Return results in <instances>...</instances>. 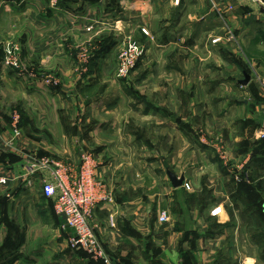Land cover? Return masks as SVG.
Instances as JSON below:
<instances>
[{"label": "crops", "instance_id": "0c3cea01", "mask_svg": "<svg viewBox=\"0 0 264 264\" xmlns=\"http://www.w3.org/2000/svg\"><path fill=\"white\" fill-rule=\"evenodd\" d=\"M260 1L264 2L179 0L175 4L174 0H115L110 2L112 4L109 7L110 3L105 0H86L74 5L82 13L80 17H75L76 22L72 24L70 9L56 12L40 0H0V168L11 175L18 174L27 159L37 158L35 154L39 150L49 151L51 144L47 137L50 136L40 132V129L46 128L49 131L50 124L57 121L58 106L71 104L72 98L62 89V92H57L53 86L44 84L46 82L40 77H34L41 70L58 71L63 77H68V69L58 63L59 50L64 49L62 40L58 41L60 49L56 47V36L61 31L83 32L86 17L93 19L96 16V19L112 27L121 26L124 31H134L135 34L136 28L143 24L148 31V36H144L147 52L151 48L157 49L161 52L162 60L156 68L145 67L143 79L134 85L135 90L142 94V100L136 104V109L142 112L135 115V119L143 124L144 129L152 120L165 125L175 120L178 147L184 150L183 155L189 157L185 159V168L182 169L180 164L175 163L173 167L167 161L164 167L144 156L146 147L142 143L150 142L136 139L128 128L125 132L123 122L126 115H120L118 111L124 106L131 114H136L133 113L135 103H131V98L124 95L118 82L107 79L91 84L84 83V79L77 88V83L73 85L66 82V88L76 89L74 94L78 99L84 97L89 105L88 113L81 120L83 126L80 127V136L74 137V151L78 147L77 140L85 146H88V139L94 140L95 145L99 144L95 154L92 153L97 161L96 174L114 197V202L94 210L91 223L97 236L120 255L127 251L123 246L130 245L134 255H137V248L143 247L147 251L150 244L146 247L145 237L137 239L133 234L153 235L156 241L149 248L160 250L162 255H166L168 259L161 255L166 263L180 264L177 253L184 233L196 240L197 264H208L216 250L224 247L230 251L233 262H237L236 258L239 257V264H264L258 251L252 255L241 252L242 242L236 243V240L244 234V227L235 222L242 214V194L237 192V185L243 182V177L249 171L264 169V150L253 148V145L261 143L256 137L258 131L264 129V96L259 92L261 88L256 81V78H264V66L260 69L251 62L258 59L264 63V9ZM100 10H106L107 13L100 15ZM156 15L160 18L159 22L151 20ZM222 18H225L224 22L228 25L225 28ZM15 42L20 43L21 57L25 56L32 64L31 68L24 67L25 74L13 64L6 63L8 52L4 49ZM63 54L65 61L66 55ZM111 56L112 51L98 57L97 73H105L104 69L100 70V66ZM171 57L176 63L174 67L173 62L169 61ZM214 66L223 68L228 78L220 77ZM244 72L250 76L246 85L239 83ZM157 73L159 79L154 77ZM207 86L209 93L219 88L227 90V96L216 103V106L226 103L223 110L218 109L221 110L219 113L211 114V104L198 97L199 91ZM93 88L96 89L93 96L86 97L85 94ZM171 90L176 91V99L171 98ZM185 90L191 91L190 98H187L189 94H183ZM158 93L162 95L159 100L155 96ZM186 106H190V111ZM90 107L99 115L91 117ZM14 112L19 114L18 134H15L12 124ZM188 117L192 121L203 122L200 131L206 139L204 143L200 144L196 131L190 129L192 126L187 123ZM91 118L97 124L88 128ZM82 152L88 151L81 150L80 155ZM143 152L141 160L134 159L135 154ZM79 164L80 159L76 164L66 162L64 165L77 170ZM163 167L165 178H156L157 175L155 177L150 173L152 169L160 171ZM168 171L183 178L179 187L172 186ZM48 175V170H45L32 176L31 184L15 179L6 187H0V215L11 218L17 228L16 239H12L17 241L18 236L24 233L26 236V243L19 244L13 255L15 260L10 261L14 264H57L56 259L60 260L63 255L53 257L52 254V258H43L55 250V238L33 242L45 236L49 224L54 229L57 221L60 223L51 199L42 194L41 179ZM184 182L189 184V189L184 188ZM180 194L187 196L186 200L194 199L195 203L188 213L184 212L191 219L190 226L175 231L171 227V213L175 211L167 210L165 202ZM199 196L204 197L201 206L197 201ZM46 204H50L51 208L46 209ZM188 204L185 201L180 207ZM163 210L168 214V221L164 224L158 221V215ZM110 214L115 216L114 227L108 223ZM210 217L220 219L218 229L206 226L205 219ZM177 218L180 219V215ZM8 223H0V242ZM68 233V230L63 231L62 237H59L62 240L59 246L66 245L65 234ZM163 235L167 236V240L159 241L158 238ZM181 248H186L183 243ZM233 251H237L236 257ZM173 254L176 256L173 257ZM144 255L151 257L147 252ZM131 257L138 264L139 256L134 257L131 253Z\"/></svg>", "mask_w": 264, "mask_h": 264}, {"label": "rangeland", "instance_id": "374dc122", "mask_svg": "<svg viewBox=\"0 0 264 264\" xmlns=\"http://www.w3.org/2000/svg\"><path fill=\"white\" fill-rule=\"evenodd\" d=\"M11 2V1H22V0H1V2ZM24 2L26 0H23ZM41 2L45 3L47 8L54 9L56 12H59L63 10L64 8L70 9L71 14L73 15V22L72 24H75L76 18L80 17L82 11L75 7L77 3L84 2L86 0H40ZM92 1V0H91ZM107 3H110L113 0H105ZM175 3V2H174ZM111 4H109V7H111ZM104 5V4H103ZM108 5V4H107ZM94 8V7H93ZM116 10V8H114ZM102 13H107L106 10H100V15ZM80 15V16H79ZM156 18H152L151 20L153 22H159L160 18L156 15ZM84 18V16H82ZM100 18V17H99ZM87 19V20H86ZM101 19V18H100ZM102 20V19H101ZM87 23L83 26V32L82 31H72L70 30V33L61 31L59 35L56 36V47L60 49L58 41L62 40V47L65 50L60 49L59 50V57H58V63H62L65 68L68 69V77H63L61 73L58 71L54 72H48V71H40L41 74H34V77H40L42 81H45L49 79L51 81V84H46L53 86L57 92H62L68 94L71 98V104L69 106H65L67 103H65L64 106L59 105L57 108L56 116L57 121L55 123L50 124V127L48 128L49 131L44 128L43 130L40 129V132L48 133L50 137H47V140H49L51 146H49V151L46 152H37L35 156H37V159H54L55 161H58L60 163L66 164V162H74L77 163L78 159H80V151H88L95 154V151L98 150V145H95V141L92 139H88L87 143L88 146L83 145L82 142L78 143V147L76 151H74L73 144L74 137L79 138L81 128L83 126V121H81L83 118H85V113H88L87 110V101L85 102V98L82 97L81 99H78L79 97L74 94L76 93V89L69 90L66 88V82L77 83L76 88L79 86L78 84L82 83V81L85 79L84 83H91L95 84L99 81H107L111 80L118 82L117 85L121 88L122 92H124V95H127V97L131 98V103H135V110L131 114V112L127 108L120 107L119 113L120 115H126L125 121V132L127 131V128L129 131L133 132V136L141 141H147L149 143H142L143 147L145 146L146 149L144 150L146 154L143 153H137L134 155V159L139 161L142 159L143 154L144 156L149 159L151 162L162 164V166L165 167V162L168 161L169 165L171 164L173 167H175V163L180 164L182 169L185 168L184 161L189 155H183L182 152L184 150H180V147H178V142L176 139V121L171 120L168 121V124H157L154 120H152V123L147 125V128L144 129L143 124L141 122H138L135 118V115H140L142 110L136 109V104H139V102L142 100V94L139 90H135L134 86L137 84V81L140 79H143L144 69L145 67H152L156 68L161 63V52H159L157 49H150L149 53L147 52L146 48V41L145 37L148 36L142 32V28H145L143 24H140L136 28L137 34L134 33V31L126 32L123 30V27L121 26H111L106 24L105 21H100L96 19V16L93 17V19L86 17L85 22ZM81 27V26H80ZM79 27V29H81ZM76 28V30H79ZM146 29V28H145ZM145 36V37H144ZM136 42V47L134 48V52H132V55L130 57L123 56L122 59H126V63L129 61V67L128 66H120L119 63V54L121 51L127 47V45L131 42ZM109 45L108 50L104 52H111L112 56L109 60H107L104 65L100 66V70L102 71L104 69L105 73H97L96 67L97 63L96 60L99 56H101L103 47H106ZM148 45V44H147ZM8 53V57L10 60H13V65L18 67L19 70H21L24 74L26 73V69L24 67H32V64L29 62L25 56L21 57L22 49L20 46V43H13L12 45H8L5 47V49ZM10 50H13L12 54L10 53ZM157 50V51H155ZM66 55V59L64 61V54ZM151 53V55H150ZM156 53V54H155ZM151 57V58H150ZM150 58V59H149ZM149 59V61L144 64V61ZM251 60L255 66L258 68H262L261 66H264V63L262 61ZM261 60V59H260ZM169 61L173 62L172 66L174 67L176 63H174V58H169ZM264 61V60H263ZM122 62V60H121ZM59 65V64H57ZM127 68L126 73L123 72L124 68ZM217 68V72L220 74V77L228 78V75L225 74L226 72L221 67H215ZM58 69V68H56ZM91 72V75H90ZM136 74H133V73ZM106 75V76H105ZM66 76V75H65ZM88 77V79H87ZM92 77V78H91ZM154 77H157L159 79V73L155 74ZM69 78V79H67ZM104 79V80H101ZM207 81V80H205ZM256 81L261 88L259 91L261 95L264 96V78L259 77L256 78ZM109 82V81H108ZM142 83V81H139ZM74 85V84H73ZM207 86L204 89H201L199 91L198 97H201V99H205L208 103L211 104L212 108L210 109L211 114L213 113H219L221 110L224 109L223 105H226L225 102L222 103L221 106H216V103L219 99L224 98L227 96V90L224 88H219L215 91H207ZM97 92H100V89H97ZM96 89L93 88L90 92L86 93V97H92L93 93H95ZM172 93L171 98L176 97V91L171 90ZM182 93V91H181ZM183 94H189L187 98L191 97V91L185 90L183 91ZM156 99L159 100L162 98V95L159 93L155 95ZM171 96V95H170ZM78 101H77V100ZM94 99V97L92 98ZM176 99V98H175ZM65 102V100H64ZM58 103V100H57ZM59 104V103H58ZM57 104V105H58ZM132 105V104H131ZM59 107H64V109H59ZM172 108H175V106H172ZM189 107L190 111V106ZM184 109V113L186 114L187 109ZM221 109V110H218ZM154 110V109H153ZM156 112V111H155ZM130 113V114H128ZM89 114H91V117L94 118L95 115H99L98 112L93 108H89ZM130 115V116H128ZM131 115H134L131 117ZM208 115V114H207ZM205 115V116H207ZM204 116V118H205ZM93 118H91L90 122H88V128H91L95 124H97L95 121H93ZM61 119V120H60ZM106 119V117H105ZM187 123L191 125L194 131L197 133L196 139H198L199 143H204L206 141L205 137H202V132L200 129H203V122L202 121H195L190 120V117L187 118ZM24 125L26 126V122H24ZM81 127V128H80ZM41 139V137H40ZM42 140H45L42 138ZM150 140V141H149ZM145 141V142H146ZM150 145V146H149ZM184 145V144H183ZM254 149H257L260 151L261 149L264 150V142L260 144L253 145ZM160 152H162L160 154ZM180 152V154H179ZM187 161V160H186ZM228 164V162H227ZM225 164V165H227ZM160 168L159 170L152 169L150 173L155 176L156 178L162 177L165 178V169ZM220 167H224L220 165ZM180 171V170H179ZM160 174V175H159ZM237 192H241L242 194V214L240 217L235 219L236 223H241V226L244 227L243 231L244 234H241V237L236 240V243L242 242V248L241 252L246 253L248 255L255 254L257 251L260 254L261 258L264 259V169L262 170H256L253 169L251 172L249 171L245 177H243V182L237 185ZM112 194V193H111ZM113 197V194H112ZM187 196H184V194H180L179 196H172L165 202V208L169 211H175L176 214L174 217V213H171L173 216V219L171 220V227H173L176 230L182 231V228L189 227L191 224V219L187 215H184L185 213H188L189 209L191 208L193 202L195 203V200H186ZM204 197L199 196L198 197V204L199 206L202 205ZM194 200V201H193ZM187 201L189 204L186 206L180 207V204L183 205ZM114 202V197H113ZM154 202L152 203V205ZM233 204V203H232ZM47 208H51L50 204H46ZM151 205V207H152ZM150 207V208H151ZM44 208V209H45ZM152 210V209H151ZM154 210V209H153ZM152 210V211H153ZM151 211V216L153 217V212ZM167 212V211H166ZM185 212V213H184ZM160 214V213H159ZM180 215V219L177 218V216ZM159 217V215H158ZM11 218L4 217L3 215H0V223L8 221L9 223L5 226V233L2 235V240L0 242V264H14V262H10L12 260H15L14 254L19 248V244L26 243V236L24 234H20L18 237L19 239L16 241L15 234L17 232V228L15 223L11 222ZM206 226L211 228L218 229L220 226V219L217 217H210L206 218ZM159 221V219H158ZM168 219L165 222L161 223H167ZM108 223L110 227H114L115 224V216L113 214H110L108 216ZM22 231V230H19ZM45 236L41 239L33 240V242L38 241H47L49 238H55V250L49 254L46 255V257H43L44 259L52 258V256L57 257L60 254V260H57V264H82V262H86L85 264H106L104 261L100 260L99 258L93 257L89 253H87L86 250H84L81 247H75L70 244L69 237L70 233L65 234L66 235V245L61 244L62 240H59V237H62L63 230L60 229L59 222L55 224V228L53 229L51 227V224H49V230L45 232ZM137 239H142L143 236L145 237L146 247H148L147 244H150L149 247H151V244L155 242L153 235H141V234H133ZM187 235V236H186ZM164 237H161L158 240L163 242L167 240V236L163 235ZM191 237V238H190ZM15 238V239H12ZM164 238V239H163ZM12 239V240H11ZM100 239V238H99ZM157 240V241H158ZM101 241V239H100ZM105 253L108 256L109 259L112 260L113 264H135L133 262V257H131V253L134 257L139 256V262L138 264H169L166 263L163 258L168 259L166 255H162L160 250H156L153 248H147V251L145 248H137V255H134V251L132 250V246H123V248H126V252L124 254H119L118 252H115L114 249H112L108 244H106L104 241H101ZM181 243L185 245V249L181 248ZM33 245V243L31 244ZM202 245V244H201ZM229 245V243H228ZM179 250L177 253L178 258H180V264H197V256L195 253V246H196V240L192 238L191 235L188 234H182L181 240L179 243ZM153 247V246H152ZM203 247V246H202ZM194 248V249H190ZM145 250V251H144ZM147 252L148 256L151 254V257L148 258L144 254ZM171 252V251H169ZM172 253V252H171ZM237 251H233L234 257H236ZM53 254V255H52ZM52 255V256H51ZM163 258H162V256ZM173 257L176 256V254L172 255ZM41 260V262L44 261ZM237 262H233L230 257V251L224 247L221 249H217L215 252V255L213 259L208 264H239L240 258L237 257Z\"/></svg>", "mask_w": 264, "mask_h": 264}, {"label": "built area", "instance_id": "2783aa9c", "mask_svg": "<svg viewBox=\"0 0 264 264\" xmlns=\"http://www.w3.org/2000/svg\"><path fill=\"white\" fill-rule=\"evenodd\" d=\"M232 1V0H230ZM175 4L179 0H174ZM264 9V2L260 1ZM222 18L224 28L228 25ZM142 32L148 35V31L142 28ZM213 41H217L214 39ZM136 42L131 41L119 54V65L129 67V61L122 59L123 56L130 57ZM122 60V62H121ZM6 63L13 64V60L6 58ZM123 72L126 73L127 68ZM46 84H51L49 79L45 80ZM19 114H12V124L15 134H18L17 124ZM257 139H264V129H260L257 134ZM222 158V154L220 155ZM97 161L92 153L82 152L80 155V164L77 170L58 161L49 159H27L22 171L13 175L7 173L0 168V187H6L12 180H22L27 184H31V177L48 170L49 175L41 179L42 194L51 199L54 213L60 219V229L68 230L70 233L69 242L75 247H81L93 257L99 258L106 264H113L108 258L104 247L97 236V233L91 223V219L95 208L106 203H112L113 197L108 190L105 182L100 180L96 174ZM185 189L190 186L187 182L183 183ZM159 221L165 222L168 219V214L165 210L161 211L158 217Z\"/></svg>", "mask_w": 264, "mask_h": 264}, {"label": "water", "instance_id": "95a60500", "mask_svg": "<svg viewBox=\"0 0 264 264\" xmlns=\"http://www.w3.org/2000/svg\"><path fill=\"white\" fill-rule=\"evenodd\" d=\"M249 79H250L249 74L247 72H244L243 73V78L240 79L239 83L242 84V85H246L248 83ZM167 175H168L169 180H170V182H171L173 187H179L182 184V182H183V178L182 177H177L171 171H168Z\"/></svg>", "mask_w": 264, "mask_h": 264}, {"label": "trees", "instance_id": "16d2710c", "mask_svg": "<svg viewBox=\"0 0 264 264\" xmlns=\"http://www.w3.org/2000/svg\"><path fill=\"white\" fill-rule=\"evenodd\" d=\"M113 1H115V0H113ZM116 1H118V0H116ZM108 48H109V45L108 46H106V47H103L102 49H103V51H102V53H105L104 51L106 50H108ZM261 143H263L264 142V139H261V141H260Z\"/></svg>", "mask_w": 264, "mask_h": 264}]
</instances>
